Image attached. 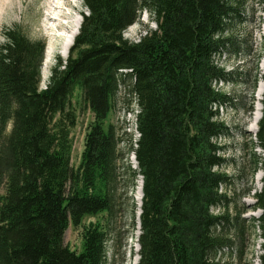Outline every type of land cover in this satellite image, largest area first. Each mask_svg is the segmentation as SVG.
Instances as JSON below:
<instances>
[{"label":"trees","instance_id":"16d2710c","mask_svg":"<svg viewBox=\"0 0 264 264\" xmlns=\"http://www.w3.org/2000/svg\"><path fill=\"white\" fill-rule=\"evenodd\" d=\"M83 1L79 33L45 89V42L13 28L0 44V264H110L120 140L105 121L127 77L140 109L137 168L129 167L143 178L138 264H229L224 250L242 259L246 221L231 213L222 188L232 179L219 170L226 159L218 139L229 134L219 107L231 99L216 84L231 74L215 57L248 0ZM144 10L157 27L130 41L124 32ZM262 104L251 149L264 150V93ZM83 106L94 120L75 168L71 130ZM253 166L263 185L252 224L264 239V157ZM104 212L107 224L85 228L81 252L65 244L71 224ZM262 250L260 264L264 242Z\"/></svg>","mask_w":264,"mask_h":264},{"label":"rangeland","instance_id":"374dc122","mask_svg":"<svg viewBox=\"0 0 264 264\" xmlns=\"http://www.w3.org/2000/svg\"><path fill=\"white\" fill-rule=\"evenodd\" d=\"M87 11L83 0H0V44L6 41L5 33L13 28L21 30L30 40H43L46 49L40 87L45 89L57 59L60 57L65 60L68 57L62 54V32L72 29L75 21ZM156 27L151 14L144 10L139 19L125 30L124 37L135 42L147 30ZM223 36L228 40L227 47L216 55L215 61L231 76L228 81L218 82L216 87L230 96L231 100L229 104L219 107V118L229 129L228 135L218 139L223 147L221 154L226 159L225 165L219 170L232 179L228 187L222 188L229 197L231 213L240 214L246 221L242 241L246 254L238 259L236 252L231 255L224 250L222 256L229 264H260L264 239L260 235L261 229L252 223L253 218H258L262 213L253 205L256 202L255 194L263 185L259 189L256 179L259 173L263 177V171L254 169L253 157H264V150L259 145H255L254 149L249 148L252 141H258L256 132L250 127L258 101L257 91L263 82L260 76L264 71V11L260 0H248L241 18L234 20ZM50 48L51 55L47 59V50ZM132 85L130 77L121 82L114 109L105 121L106 127L114 125L120 140L117 201L107 244L110 264H138L140 259L138 238L141 231L137 220L140 205L137 196L143 178L137 175L134 179L129 170V167L137 168L132 149L136 147L140 136L136 125L140 109L131 91ZM93 120L92 112L85 106L78 111L76 125L71 130V162L75 168L80 164L86 135ZM4 192L5 188L0 186V195ZM214 210L218 211L217 208ZM108 218V213L104 212L84 217L79 226L71 224L65 234V244L81 252L85 228L92 224L105 227Z\"/></svg>","mask_w":264,"mask_h":264},{"label":"bare ground","instance_id":"6f19581e","mask_svg":"<svg viewBox=\"0 0 264 264\" xmlns=\"http://www.w3.org/2000/svg\"><path fill=\"white\" fill-rule=\"evenodd\" d=\"M59 19V18H58ZM81 22H82V18L79 17V19H77L73 25V28L70 30L65 29L62 34H63V42H62V54L64 55V57H67L69 52H70V48L74 42V38L76 37V35L79 33L80 30V26H81ZM51 48L47 50V59H49V56L51 55ZM263 93H264V84L263 82H261L258 91H257V106L256 109L254 111V116H253V122L252 125L250 127V129L252 131L257 132L258 131V122L260 121L261 117H262V110H263V104H262V99H263ZM257 186L261 187L262 185V173H259L257 176ZM142 198H143V183L140 182V185L138 187V202L139 205H141L142 202ZM137 263V262H136ZM135 263V264H136Z\"/></svg>","mask_w":264,"mask_h":264},{"label":"water","instance_id":"95a60500","mask_svg":"<svg viewBox=\"0 0 264 264\" xmlns=\"http://www.w3.org/2000/svg\"><path fill=\"white\" fill-rule=\"evenodd\" d=\"M140 214V213H139Z\"/></svg>","mask_w":264,"mask_h":264}]
</instances>
